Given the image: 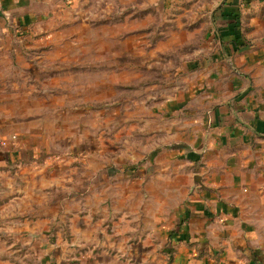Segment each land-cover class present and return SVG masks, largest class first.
<instances>
[{
	"label": "crops",
	"instance_id": "0c3cea01",
	"mask_svg": "<svg viewBox=\"0 0 264 264\" xmlns=\"http://www.w3.org/2000/svg\"><path fill=\"white\" fill-rule=\"evenodd\" d=\"M209 1L205 53L106 157L83 111L71 139L70 111L47 115L23 78L22 41L62 0H0V264H54L69 235L102 242L94 264L151 237L172 264H264V0Z\"/></svg>",
	"mask_w": 264,
	"mask_h": 264
},
{
	"label": "rangeland",
	"instance_id": "374dc122",
	"mask_svg": "<svg viewBox=\"0 0 264 264\" xmlns=\"http://www.w3.org/2000/svg\"><path fill=\"white\" fill-rule=\"evenodd\" d=\"M58 8L36 24L30 40L22 41L23 78L45 100L47 115L70 111L71 139L78 132V110L83 111L103 156H114L116 147L133 146L129 138H141L131 123L141 120L146 106L179 89L187 64L205 53L213 26L211 1L62 0ZM25 41L34 46L24 48ZM97 119L101 128L94 135ZM50 129V136H58L57 128ZM56 153L52 148L47 155ZM69 236L56 242L64 257L57 254L54 264H94L106 250L96 236L89 241ZM121 243L123 249L108 252L117 264H172L169 248L157 238L151 237L154 250L148 255L140 242Z\"/></svg>",
	"mask_w": 264,
	"mask_h": 264
},
{
	"label": "built area",
	"instance_id": "2783aa9c",
	"mask_svg": "<svg viewBox=\"0 0 264 264\" xmlns=\"http://www.w3.org/2000/svg\"><path fill=\"white\" fill-rule=\"evenodd\" d=\"M11 139H13V141H15V136H12ZM2 144H5V142L3 141Z\"/></svg>",
	"mask_w": 264,
	"mask_h": 264
},
{
	"label": "trees",
	"instance_id": "16d2710c",
	"mask_svg": "<svg viewBox=\"0 0 264 264\" xmlns=\"http://www.w3.org/2000/svg\"><path fill=\"white\" fill-rule=\"evenodd\" d=\"M233 19H234V23H236V20H237V18L234 16V18H233ZM170 251H171V250H170Z\"/></svg>",
	"mask_w": 264,
	"mask_h": 264
}]
</instances>
